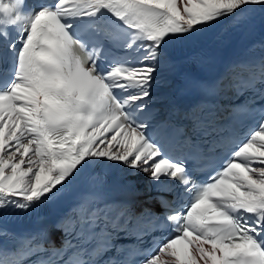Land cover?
<instances>
[{
    "label": "snow or ice",
    "instance_id": "obj_1",
    "mask_svg": "<svg viewBox=\"0 0 264 264\" xmlns=\"http://www.w3.org/2000/svg\"><path fill=\"white\" fill-rule=\"evenodd\" d=\"M257 10L264 0H0V219L103 162L174 193L153 229L166 235L137 253L141 264H264V58L235 66L225 85L252 92L231 108L258 114L242 137L223 135L210 106L186 117L219 137L205 151L182 127L161 133L168 125L153 123L152 107L171 43ZM132 219L130 205L86 197L57 225L61 247L40 229L0 247V264H99Z\"/></svg>",
    "mask_w": 264,
    "mask_h": 264
},
{
    "label": "bare ground",
    "instance_id": "obj_2",
    "mask_svg": "<svg viewBox=\"0 0 264 264\" xmlns=\"http://www.w3.org/2000/svg\"><path fill=\"white\" fill-rule=\"evenodd\" d=\"M258 12H260L259 10H257V11H254V12H251L250 14H255V13H258ZM230 18H232V17H227V18H224V19H222L220 22H218V23H222V22H224V21H226V20H228V19H230ZM168 58H169V62H168V64L166 65V67L164 68V70H163V72L161 73V74H164V73H166L170 68H171V61L175 58L174 56H172L170 53H168ZM165 81H166V83H165V89H167L168 87H169V80L168 79H165ZM162 90L164 89V88H161ZM92 167H94L95 169H109V168H113L115 165H110V164H107V163H103V162H100V163H97V162H93L92 163V165H91ZM91 166H89V167H91ZM89 167H87V168H89ZM87 168H85V170L87 169ZM15 214H23V213H15Z\"/></svg>",
    "mask_w": 264,
    "mask_h": 264
},
{
    "label": "clouds",
    "instance_id": "obj_3",
    "mask_svg": "<svg viewBox=\"0 0 264 264\" xmlns=\"http://www.w3.org/2000/svg\"><path fill=\"white\" fill-rule=\"evenodd\" d=\"M21 3H22V0H21Z\"/></svg>",
    "mask_w": 264,
    "mask_h": 264
}]
</instances>
